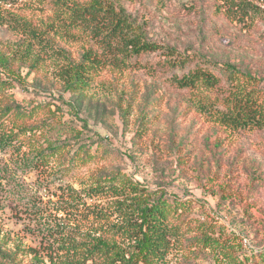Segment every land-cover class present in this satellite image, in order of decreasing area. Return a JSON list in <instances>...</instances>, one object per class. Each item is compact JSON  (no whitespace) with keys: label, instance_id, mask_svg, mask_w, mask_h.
Here are the masks:
<instances>
[{"label":"rangeland","instance_id":"374dc122","mask_svg":"<svg viewBox=\"0 0 264 264\" xmlns=\"http://www.w3.org/2000/svg\"><path fill=\"white\" fill-rule=\"evenodd\" d=\"M103 1L122 8L147 40L230 64L264 87V15L242 23L219 11V0ZM248 1L264 9L260 0ZM56 25L49 0H0V110L11 108L2 122L17 134L0 150V264H51L29 215L35 204L59 206L71 189L89 210H112L127 201L106 190L92 199L84 192L113 186L127 194L130 184L167 200L178 228L163 260L130 264H252L248 254L264 248V122L239 132L216 126L210 118L229 108L221 94L175 88L171 77L182 71L163 68L160 51L133 59L134 69H106L87 89L67 91L57 75L60 52L77 63L93 41L60 28L79 37L67 39ZM92 219L70 224L78 244L101 237L126 258L135 254V243L109 229L115 219ZM243 230L254 250L242 246Z\"/></svg>","mask_w":264,"mask_h":264},{"label":"trees","instance_id":"16d2710c","mask_svg":"<svg viewBox=\"0 0 264 264\" xmlns=\"http://www.w3.org/2000/svg\"><path fill=\"white\" fill-rule=\"evenodd\" d=\"M219 11L227 18L239 22L252 21L264 15V9L248 0H219ZM264 5V0H260ZM50 9L57 21L56 28L67 39L78 36L62 31L80 30L87 33L93 45L85 49L77 63L67 60L60 52L64 63L58 67L57 75L67 91L72 93L87 89L106 69L126 71L137 66L138 57L160 51L165 57L163 68L179 69L180 76H172L171 84L181 90H206L219 92L227 103L226 111L216 112L210 120L216 126L234 132L259 129L264 122V87L259 80L250 74L227 63H217L193 54H181L176 50L158 45L147 40L143 30L134 19L130 18L122 8L116 9L112 3L103 0H90L88 5H80L75 0H49ZM264 17V16H263ZM61 28V29H60ZM32 38L42 47L48 45L40 42L41 37L30 30ZM42 52V51H41ZM48 53V52H47ZM54 53V52H53ZM39 57V55H38ZM11 108L0 110V150L13 144L17 134L14 127L3 126L2 116ZM53 152L57 151L53 147ZM36 156L43 159L39 152ZM42 156V157H41ZM107 195L121 196L127 202H114L112 210H89L87 201L76 192L69 194L57 202L59 206L46 208L40 202L31 208V221L37 225L40 249L48 261L55 264H130L133 260L150 262L163 260L177 241V229L169 220V206L162 196L152 197L151 191L138 184H130L125 191L110 186L89 189L84 192L90 199L99 196L103 191ZM89 210V211H88ZM87 211L86 214H83ZM105 225L109 220L117 221L109 229L118 231L122 237L137 248L134 253H127L115 244H110L101 237L89 236L88 242L78 244L72 234L70 225L74 218ZM104 227V226H101ZM107 227V228H108ZM110 231V230H108ZM206 244H203L205 247ZM35 253V250L30 249ZM252 264H258L264 258V248L252 251L247 256Z\"/></svg>","mask_w":264,"mask_h":264},{"label":"built area","instance_id":"2783aa9c","mask_svg":"<svg viewBox=\"0 0 264 264\" xmlns=\"http://www.w3.org/2000/svg\"><path fill=\"white\" fill-rule=\"evenodd\" d=\"M239 238H240V242L244 248L248 249L249 251L254 250L253 237L249 232L243 230V232H241Z\"/></svg>","mask_w":264,"mask_h":264}]
</instances>
